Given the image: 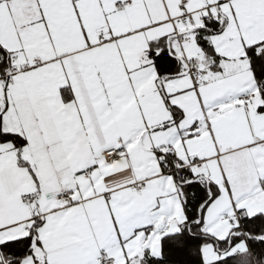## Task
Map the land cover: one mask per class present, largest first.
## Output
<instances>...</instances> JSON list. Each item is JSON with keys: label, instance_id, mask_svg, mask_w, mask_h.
<instances>
[{"label": "snow or ice", "instance_id": "1", "mask_svg": "<svg viewBox=\"0 0 264 264\" xmlns=\"http://www.w3.org/2000/svg\"><path fill=\"white\" fill-rule=\"evenodd\" d=\"M0 264H264V0H0Z\"/></svg>", "mask_w": 264, "mask_h": 264}]
</instances>
